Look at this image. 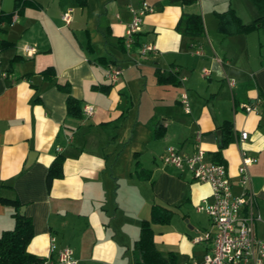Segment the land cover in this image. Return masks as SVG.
<instances>
[{"label": "crops", "instance_id": "obj_1", "mask_svg": "<svg viewBox=\"0 0 264 264\" xmlns=\"http://www.w3.org/2000/svg\"><path fill=\"white\" fill-rule=\"evenodd\" d=\"M142 2L153 11L127 50L130 7ZM228 8L244 24L259 16L249 0H0V235L14 227L5 202L14 201L32 225L26 250L43 264H57L65 247L77 264H136L142 222L158 207L171 211L167 222L150 224L158 253L172 264L201 260L207 243L192 238L212 226L196 206L211 188L161 160L167 146L193 152L199 130L204 162H223L234 194L237 139L248 133L242 148L257 158L248 170L255 233L264 240V28L221 33L216 13ZM191 13L202 17L201 37L183 34ZM149 43L157 52L141 55ZM109 65L121 71L115 82L105 76ZM69 96L78 114L68 113ZM227 124L232 140L223 145ZM58 156L62 176L48 181Z\"/></svg>", "mask_w": 264, "mask_h": 264}, {"label": "built area", "instance_id": "obj_2", "mask_svg": "<svg viewBox=\"0 0 264 264\" xmlns=\"http://www.w3.org/2000/svg\"><path fill=\"white\" fill-rule=\"evenodd\" d=\"M130 11L132 18L123 38V45L127 50L131 49L135 43V36L140 31L143 15L152 12L153 8L147 2H142L137 7H130ZM15 18L14 14L13 19ZM61 20L68 25L71 21V10L64 12ZM22 51L26 56H32L36 48L32 45H23ZM156 52L157 49L152 43L144 44L139 48L141 55ZM134 63L138 64L137 61ZM202 72L204 75L208 74L206 69ZM120 74V69L114 66L109 65L105 69V76L111 82H115ZM228 83L232 86L234 82L229 81ZM179 100L184 112L190 113V105L185 92L180 94ZM243 106L246 111L253 108L250 105ZM83 111L85 115L91 116L94 107L87 104ZM247 137L248 133L241 131L237 139L240 164L236 181L241 188L240 194L232 192V182L223 164L204 162L205 152L200 146L201 131L199 130L195 132L193 152L181 153L173 146H167L161 157L164 165L186 169L194 180L207 183L211 188L210 196L203 198L196 206V210L207 214L212 230L192 238L193 243L206 242L207 251L201 260H192L186 264H264V240L256 236L254 228V222L260 220V216L254 213L255 194L251 189V177L248 170L257 158L248 155L242 148ZM53 245L54 238L51 239V248L54 247ZM56 262L57 264H77L73 251L69 247L58 252Z\"/></svg>", "mask_w": 264, "mask_h": 264}, {"label": "trees", "instance_id": "obj_3", "mask_svg": "<svg viewBox=\"0 0 264 264\" xmlns=\"http://www.w3.org/2000/svg\"><path fill=\"white\" fill-rule=\"evenodd\" d=\"M183 4L189 5L197 0H181ZM259 12V16L252 22L244 24L235 14L234 10L228 8L223 12L216 13L218 29L221 33L230 35L235 33H249L253 30L264 28V0H250ZM19 0H16L18 3ZM0 18L1 13H0ZM183 34L196 38L204 34V25L199 13L188 14L185 18ZM2 47V45H0ZM67 111L69 114H78L79 107L77 100L72 97L67 98ZM224 137L222 144L226 145L232 140L231 128L227 124L223 128ZM63 158L58 156L54 159L48 169L47 178L51 181L62 176ZM222 164V161L213 162ZM13 206L14 227L12 230L4 231L0 235V264H43L44 260L27 252L26 248L30 242L33 232L32 225L28 218L19 214V205L14 201H5ZM171 211L164 208L155 207L152 210L150 221H143L140 228V236L135 244L139 254L136 264H172L170 260H165L153 244V232L150 224L155 222L164 223L170 218Z\"/></svg>", "mask_w": 264, "mask_h": 264}, {"label": "rangeland", "instance_id": "obj_4", "mask_svg": "<svg viewBox=\"0 0 264 264\" xmlns=\"http://www.w3.org/2000/svg\"><path fill=\"white\" fill-rule=\"evenodd\" d=\"M249 2H251V1L249 0ZM252 4H253V3H252ZM260 34H264V30H262ZM261 40H262V39H261ZM132 65H133V63H132ZM174 148H175V147H174ZM179 152H180V151H179ZM199 216H202V218L204 219L205 225H204V224H202V225H203V227H204L205 229H207V228L209 227L207 217H206L203 213H201V215H199ZM168 229H169V228H168ZM203 231H204L203 229L197 230V234L200 235V234L203 233Z\"/></svg>", "mask_w": 264, "mask_h": 264}, {"label": "water", "instance_id": "obj_5", "mask_svg": "<svg viewBox=\"0 0 264 264\" xmlns=\"http://www.w3.org/2000/svg\"><path fill=\"white\" fill-rule=\"evenodd\" d=\"M20 213H21V214L23 213V208L20 209Z\"/></svg>", "mask_w": 264, "mask_h": 264}]
</instances>
